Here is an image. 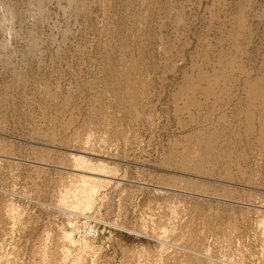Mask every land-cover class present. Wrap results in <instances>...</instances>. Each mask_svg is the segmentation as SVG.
<instances>
[{
	"label": "rangeland",
	"instance_id": "rangeland-1",
	"mask_svg": "<svg viewBox=\"0 0 264 264\" xmlns=\"http://www.w3.org/2000/svg\"><path fill=\"white\" fill-rule=\"evenodd\" d=\"M0 264H264V0H0Z\"/></svg>",
	"mask_w": 264,
	"mask_h": 264
},
{
	"label": "bare ground",
	"instance_id": "bare-ground-1",
	"mask_svg": "<svg viewBox=\"0 0 264 264\" xmlns=\"http://www.w3.org/2000/svg\"><path fill=\"white\" fill-rule=\"evenodd\" d=\"M78 170H80L81 172L82 171H84L83 169H80V168H78ZM93 174V176H90V177H86V175L85 174H82V176L80 177V181L84 184V185H86L88 182H90L91 181V179H93V178H95L94 176L95 175H99L98 173H92ZM99 178V177H98ZM95 179H97V178H95ZM88 190L89 191H91V188H88ZM80 205V204H79ZM87 205V202L86 201H82L81 202V208L82 207H84V206H86Z\"/></svg>",
	"mask_w": 264,
	"mask_h": 264
}]
</instances>
